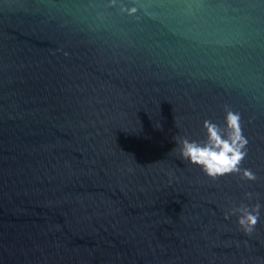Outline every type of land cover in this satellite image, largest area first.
Returning a JSON list of instances; mask_svg holds the SVG:
<instances>
[{"label": "water", "instance_id": "water-1", "mask_svg": "<svg viewBox=\"0 0 264 264\" xmlns=\"http://www.w3.org/2000/svg\"><path fill=\"white\" fill-rule=\"evenodd\" d=\"M227 109L254 180L176 151ZM0 264H264V0H0Z\"/></svg>", "mask_w": 264, "mask_h": 264}, {"label": "clouds", "instance_id": "clouds-1", "mask_svg": "<svg viewBox=\"0 0 264 264\" xmlns=\"http://www.w3.org/2000/svg\"><path fill=\"white\" fill-rule=\"evenodd\" d=\"M131 8L128 11L134 12ZM205 139L203 141L190 140L187 137L177 139V149L181 159L194 165L210 179H216L229 173H239L242 179L251 181L255 173L251 169L241 168V161L247 154V138L242 135L240 115L227 109L224 115L223 128L213 121L205 120L202 123ZM251 193H245L246 199ZM261 205L259 202L248 204L241 201L229 207L225 218L235 215L236 224L244 233L253 231L259 217Z\"/></svg>", "mask_w": 264, "mask_h": 264}]
</instances>
